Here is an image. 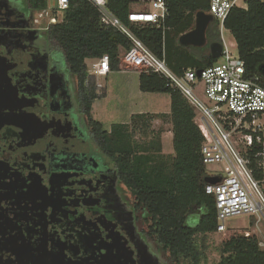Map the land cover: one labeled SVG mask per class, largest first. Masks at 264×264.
I'll return each mask as SVG.
<instances>
[{
  "label": "trees",
  "instance_id": "obj_1",
  "mask_svg": "<svg viewBox=\"0 0 264 264\" xmlns=\"http://www.w3.org/2000/svg\"><path fill=\"white\" fill-rule=\"evenodd\" d=\"M26 2V10L33 13L48 6L47 0ZM109 7L129 23L130 0H110ZM168 8V29L132 25L134 33L178 74L188 67L205 68L218 62L210 48L214 42H223L218 19L208 27L207 45L180 43L181 35L195 27L196 14L208 12L209 0H168ZM224 25L237 42L248 75H261L264 85V0L234 7ZM44 31L51 49L62 54L65 67L77 80L80 111L93 143L113 163L119 183L130 192L141 239L149 249L154 244L164 264H209L208 239L218 232V209L215 196L205 191L208 170L195 108L163 76L142 72L141 91L169 93L170 112L134 114L129 122L106 129L92 110L107 92L104 87L99 90L86 60L108 54L112 69L118 70L121 49H129L131 42L117 29L102 25L98 9L89 0H71L63 21ZM167 117L172 123L174 154L164 153L160 133L144 140L137 137L138 129L148 135L152 120ZM82 183L68 172L49 177L28 173L24 164L0 158V219H4L0 264H132L133 256L125 254L124 238L110 226L109 233L118 235L117 240L105 236L101 222L81 205L84 196L77 190ZM120 247L123 256L115 253ZM219 251L217 264H264V249L256 235H231Z\"/></svg>",
  "mask_w": 264,
  "mask_h": 264
},
{
  "label": "flooded vegetation",
  "instance_id": "obj_2",
  "mask_svg": "<svg viewBox=\"0 0 264 264\" xmlns=\"http://www.w3.org/2000/svg\"><path fill=\"white\" fill-rule=\"evenodd\" d=\"M4 4L0 0V158L24 164L28 173L68 172L80 178L81 205L101 222L105 236L117 240L110 226L124 238L132 264H164L141 239L115 166L93 143L80 111L77 80L54 57L57 52L35 24L34 13ZM115 253L123 256V247Z\"/></svg>",
  "mask_w": 264,
  "mask_h": 264
},
{
  "label": "built area",
  "instance_id": "obj_3",
  "mask_svg": "<svg viewBox=\"0 0 264 264\" xmlns=\"http://www.w3.org/2000/svg\"><path fill=\"white\" fill-rule=\"evenodd\" d=\"M48 6L34 12V22L42 30L63 21L71 0H47ZM99 11L102 25L117 29L131 42L121 49L119 69L155 72L178 89L195 108V123L204 137L201 154L209 176L221 177L207 183L205 191L216 198L217 231L225 232L226 220L246 215L250 229L241 234L256 235L264 249V85L261 75L249 76L245 60L228 44L224 35L219 61L205 68H185L174 72L133 31L132 25H155L168 29V0H130L128 22L110 7V0H89ZM248 0H209L208 13L221 23L234 7H246ZM236 51V52H235ZM88 71L98 77L113 71L108 54L87 59ZM201 73H198V70ZM102 87V84L99 83ZM254 223H252V218Z\"/></svg>",
  "mask_w": 264,
  "mask_h": 264
},
{
  "label": "rangeland",
  "instance_id": "obj_4",
  "mask_svg": "<svg viewBox=\"0 0 264 264\" xmlns=\"http://www.w3.org/2000/svg\"><path fill=\"white\" fill-rule=\"evenodd\" d=\"M7 8L10 5L18 4L26 10V0H2ZM10 12V10L8 9ZM228 44L232 41V34L227 30L223 31ZM47 41V39H46ZM48 44V43H47ZM236 52V51H235ZM54 57L58 61H63L61 53H56ZM86 62H89L86 60ZM64 64V63H63ZM70 73V72H69ZM71 75V74H70ZM75 80V77L72 76ZM97 78V77H96ZM105 87L107 93L105 96L98 98L94 105L92 113L94 117L101 121L106 129H110L113 123L129 122L133 113H169L170 112V95L165 92H143L139 87V73L133 69L113 70L109 75L97 78L98 88L101 91ZM140 140L149 139L155 134L161 135L163 151L166 154L174 153L172 123L167 118H156L150 122L148 135L137 132ZM123 193L130 199V192L126 186L122 185ZM196 216H193L194 220ZM250 219L246 215L235 216L226 220L227 229L225 232H216L209 235V264H217L220 258L219 247L225 239L231 235L241 234L243 230L250 229ZM251 224V223H250ZM264 230V228H263ZM152 245V244H151ZM154 245V244H153ZM152 245L153 251L156 252ZM158 254V252H156Z\"/></svg>",
  "mask_w": 264,
  "mask_h": 264
},
{
  "label": "water",
  "instance_id": "obj_5",
  "mask_svg": "<svg viewBox=\"0 0 264 264\" xmlns=\"http://www.w3.org/2000/svg\"><path fill=\"white\" fill-rule=\"evenodd\" d=\"M214 20V17L210 13L204 11H199L196 14L195 27L182 34L180 37V43L185 46H198L203 47L207 45V30L210 23ZM212 55L216 58L221 57L223 50V43L214 42L210 45ZM202 69L198 70V73H201ZM261 72L264 75V66L261 68ZM208 183H217L221 181V177L217 176H207L205 179Z\"/></svg>",
  "mask_w": 264,
  "mask_h": 264
},
{
  "label": "crops",
  "instance_id": "obj_6",
  "mask_svg": "<svg viewBox=\"0 0 264 264\" xmlns=\"http://www.w3.org/2000/svg\"><path fill=\"white\" fill-rule=\"evenodd\" d=\"M206 13H208V12H206ZM224 30H227L228 32H230V30H228L227 28H225L224 27V29H223V31ZM223 31H222V34H223ZM231 33V32H230ZM225 37V36H224ZM226 39V38H225ZM229 44H231L233 47H235V49H237V42H236V40H235V38H234V36L232 35V41L229 43ZM220 58V57H219ZM103 87V86H102ZM139 87H140V73H139ZM105 88V87H104ZM106 90V89H105ZM141 90V89H140ZM107 92V91H106ZM170 95V94H169ZM170 99H171V97H170ZM170 105H171V103H170ZM138 113H149V112H137V113H133L132 115H134V114H138ZM172 154H174V153H172Z\"/></svg>",
  "mask_w": 264,
  "mask_h": 264
}]
</instances>
